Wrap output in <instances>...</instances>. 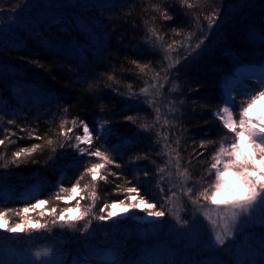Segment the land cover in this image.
I'll return each mask as SVG.
<instances>
[{
  "label": "trees",
  "instance_id": "1",
  "mask_svg": "<svg viewBox=\"0 0 264 264\" xmlns=\"http://www.w3.org/2000/svg\"><path fill=\"white\" fill-rule=\"evenodd\" d=\"M21 1L0 0V11L12 10ZM92 4L85 12L88 24L61 19L48 31L23 34L14 45L0 40V139L9 132L15 133L10 136L14 143L6 141L0 146V164L12 159L19 148L43 146L27 162L0 168V178L7 179L8 185L0 190V211L22 208L36 199H49L59 184L71 187L79 176L82 166L78 169L72 163V149L58 147L62 121L71 127L73 117H79L99 131V121L109 120L116 126L125 115H132L136 125L151 124L153 129L128 147L122 159L117 158L121 168L106 167V179L96 181L94 203L90 199L82 200L86 206L82 211L91 204L92 214H100L105 202L124 198L123 192L117 191V185L122 190L130 186L126 181H133L149 202L156 203L157 210L162 206L168 213L169 200L166 202L165 198L173 192L171 180L177 163L185 173V180L196 183L204 175V166L193 160L190 155L193 149L203 151V159H207L226 140L213 115L223 105L220 89L223 78L230 76L238 63L251 62L258 55H264L261 33L264 0H184L183 3L181 0H111L92 1ZM104 7L110 9H99ZM163 12L172 19H164ZM214 15L210 24V17ZM88 26L96 33L85 30ZM201 40L205 42L203 50L196 54L195 46ZM76 43H79L77 47ZM189 54V59L177 64V60ZM137 64L146 65L143 72ZM197 87L198 92L193 90ZM130 92L135 98L127 99ZM233 98L238 105L246 98L245 91L236 88ZM164 101L168 102L166 108ZM9 119L16 124L9 125ZM30 132L43 139L30 137ZM77 133L82 134V130L77 128L73 135ZM48 140L53 141L51 146ZM202 140L215 143L200 148ZM53 147L57 148L56 157L49 160ZM145 154L147 160L137 161L143 167H127L132 157ZM169 161L172 168L168 167ZM145 167L149 173L147 178ZM111 172L119 176L109 175ZM90 180L91 177H85L81 187ZM28 182L32 185L28 186ZM30 187L35 188V194L23 198L21 192H30ZM83 195L87 196V192ZM74 205L75 202L67 205L60 202L59 207L67 206L71 210ZM188 206L189 202L183 200V218L190 212ZM13 219L18 222V218ZM86 223L83 219L76 222L74 230L54 228L51 233L24 234L26 238H11L4 233L0 234V240L15 245L53 246L67 264H83L81 251L73 247L77 241L87 242L80 236ZM131 229L128 228L127 234H133ZM105 240L101 244L103 248L113 242H108L109 238ZM141 245L133 236L123 246L131 251ZM86 249L81 250L87 253Z\"/></svg>",
  "mask_w": 264,
  "mask_h": 264
},
{
  "label": "snow or ice",
  "instance_id": "2",
  "mask_svg": "<svg viewBox=\"0 0 264 264\" xmlns=\"http://www.w3.org/2000/svg\"><path fill=\"white\" fill-rule=\"evenodd\" d=\"M183 2L184 0H181V3ZM162 15L164 19H172L167 12H163ZM214 19L215 15L210 17V24ZM261 33L264 35V27L261 28ZM157 39L162 40V37ZM173 43L177 42L174 41ZM204 43L201 40L196 44V54L203 50L202 45ZM169 48H172V45H169ZM190 55L184 56L182 60H177V64L189 59ZM36 63L39 66V63ZM133 63L137 62L133 61ZM137 66L141 68L142 72L146 67V65L140 66L139 64ZM176 70L179 71L180 69L177 68ZM164 79L167 80L168 77L165 76ZM159 87L162 88L163 85ZM193 90L198 92L199 88ZM141 91L146 92L147 89ZM158 91L159 89H157ZM245 96L246 98L241 99L238 105L232 96L221 100L224 106L218 107L213 115L219 121L226 141H222L216 151L207 159H203L205 155L203 151L193 149L190 154L193 160L204 166V175L196 182L200 185L201 190L194 191L193 187L183 190L184 194L189 196L191 204L197 209L203 200L204 202L210 201L212 205L223 210V214L219 215L220 223L217 224L216 221H213L219 230L211 237V242L218 250L225 247L226 243L236 236L238 225L241 222V219L238 218L249 213L257 205L264 204V105H260V114H255L257 102L264 99V79H261L252 91L246 92ZM133 98H135V94L130 92L127 99ZM148 103L151 104L152 101ZM156 111L159 114L158 108ZM67 123V121L61 122L59 132L61 140L58 147L60 149L66 147L72 149L74 155L72 163L78 169L82 166L79 176L76 177L71 187H64L62 183L59 184L57 191L49 199H36L34 203L29 202L22 208L0 211V230L10 234H31L34 231L51 233L54 228L74 230L76 222L91 216L80 233V236L83 237L92 227L93 220L99 223H108L117 220L119 217H130L136 211L143 212L148 218L158 221L169 215L162 206L160 210H157L156 203L149 202L141 194L138 183L133 181H126L130 186L122 190L117 185V191H122L124 198L113 200L111 203L105 202L100 208V214H92L91 204L84 211L80 210L82 207L81 200L90 199L94 203L96 181L97 179L102 181L106 179L104 175L106 167L121 168L122 165L117 162V158L122 159L126 149L138 143L144 135L150 134L154 125H136L135 117L132 115H125L121 121L117 122L116 126H113L109 120L97 122L102 132L97 131L95 126H90L85 119L79 117H73L71 127H68ZM8 124L15 125L16 121L9 119ZM127 124H132L133 127L125 128L124 125ZM77 128L82 130V134L73 135ZM5 131L8 132L7 129ZM21 131L24 129L21 128ZM14 135L15 133L9 132L4 139H0V146L5 145L6 141L14 143L10 139V136ZM29 136L36 140L43 139L33 132H30ZM97 141L100 143L98 144ZM213 143L215 142L211 140H202L198 147L206 148L207 145ZM47 144L51 146L53 141L48 140ZM42 147L41 144H33L31 147L19 148L12 154V159L0 164V168H7L9 164L19 166L20 163L27 162L31 154L42 149ZM52 153L53 156L49 157V160L55 159L56 147L52 148ZM141 159L147 160L148 155L132 157L127 162V167L130 169L143 167L137 163ZM32 162L35 163V161ZM179 167L180 165L177 163V168L179 169ZM109 175L119 176L115 172H111ZM180 175H185V173L181 172ZM148 176L149 173L145 167L144 177L147 178ZM85 177H91V180L81 187V181ZM205 184L207 186H204ZM85 192H87V196L83 195ZM175 195L176 193L172 192L165 198L166 202ZM71 201H75L77 212L75 216L68 215L69 207H59L60 202L67 205ZM117 206L122 207L123 211L118 213L112 210ZM13 218H18V222ZM196 222L200 223L198 218H194L191 223L188 221L182 223L179 214L176 215V223L182 224L183 228H187ZM35 255L39 258L41 253L37 252ZM43 255L47 257L49 253L45 251Z\"/></svg>",
  "mask_w": 264,
  "mask_h": 264
},
{
  "label": "rangeland",
  "instance_id": "3",
  "mask_svg": "<svg viewBox=\"0 0 264 264\" xmlns=\"http://www.w3.org/2000/svg\"><path fill=\"white\" fill-rule=\"evenodd\" d=\"M92 1L111 2V0H23L12 10L0 11V40L14 45L19 43L23 34L40 30L48 31L60 23L61 19H71L79 25L83 21L88 24L84 17L87 7L93 5ZM85 30L91 33L93 31L90 26ZM78 45L79 43H76V47ZM261 79H264V55H258L251 62L238 63L233 73L223 78L220 87L223 98L227 99L229 95L233 97L236 88L244 90L245 93L252 91ZM167 103L164 101L165 108L168 106ZM260 105H264V99L257 102L255 109L257 115L260 114ZM99 131L102 132L100 126ZM168 167L172 168L170 162ZM180 173V169L175 168L171 184L176 195L168 201L169 215L163 220H152L145 214L119 217L108 223L92 221V227L83 236L87 242L77 241L73 247V250L81 251L83 264L85 261L87 264H118V262L119 264H264V204L257 205L249 213L238 218L241 222L236 236L227 242L225 247L218 250L211 242V237L219 230L213 221L220 223L219 215L223 214V210L212 205L210 201L203 200L199 209L193 206L189 196L185 195L183 190L193 187L194 191L198 192L201 190L200 185L185 180ZM6 180L0 178V190L8 186ZM27 185L32 184L28 182ZM28 190L30 192H21L23 198L35 194V188L30 187ZM183 200L190 204L188 206L190 212L187 213L186 218L182 215ZM80 204L83 207L80 209L82 211L86 206L82 204V200ZM73 207L68 212L69 216L77 215L75 205ZM112 210L119 213L123 211V208L117 206ZM138 212L140 211H136ZM177 214L182 223L185 220L191 223L194 218H198L200 223L196 222L183 228L182 224L176 223ZM89 219H91L90 216L84 220ZM130 227L133 228L131 229L133 234H127ZM4 233L12 236L11 238L18 236L26 238L24 234H10L0 230L1 235ZM34 233L36 234L35 231L32 232ZM76 235L72 234L73 237ZM133 236L138 238L142 245L139 249L133 248L128 251L123 245ZM106 238H109L108 242H113L109 247L103 248L101 244L104 245L107 242ZM83 248H87V253L82 252ZM45 251L49 253L47 257L43 255ZM37 252L41 253L39 258L35 255ZM59 253L58 249L53 250V246L47 248L44 245L35 246L31 243L15 245L0 240V264H67Z\"/></svg>",
  "mask_w": 264,
  "mask_h": 264
},
{
  "label": "bare ground",
  "instance_id": "4",
  "mask_svg": "<svg viewBox=\"0 0 264 264\" xmlns=\"http://www.w3.org/2000/svg\"><path fill=\"white\" fill-rule=\"evenodd\" d=\"M229 96H231V95H229ZM229 96H228V97H229Z\"/></svg>",
  "mask_w": 264,
  "mask_h": 264
}]
</instances>
